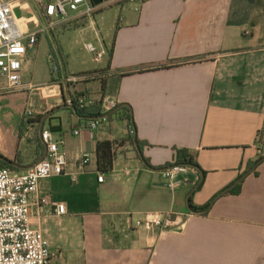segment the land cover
Listing matches in <instances>:
<instances>
[{
    "label": "crops",
    "instance_id": "1",
    "mask_svg": "<svg viewBox=\"0 0 264 264\" xmlns=\"http://www.w3.org/2000/svg\"><path fill=\"white\" fill-rule=\"evenodd\" d=\"M89 2L96 8L95 22L86 20L85 28L73 31L76 43L80 39L82 49L91 39L101 43L110 59L90 60L93 67L85 62L72 73L56 46L67 75L105 73L104 83L94 77L62 85L60 101L50 99L53 90L47 88L29 93V106L35 113V107L43 110L29 120L13 152L2 154L19 174L39 162L40 125L55 110L42 131L59 142L67 167L65 175L41 182L32 202L47 194L66 214L56 217L47 206L31 209V227L43 232L55 255L51 264H264V162L246 172L264 149L256 143L264 127V0ZM44 85L51 86V79ZM103 86L104 98L130 109L134 138L145 144L142 153L124 141L131 123L122 108L94 132L69 109L56 110L70 98L99 100ZM24 89L25 84L19 91ZM101 142L122 145L115 149L112 171L99 183ZM176 150L188 151L201 171L190 168L183 185L170 190L161 172L175 163ZM83 154L90 156L84 167ZM241 178L239 193L229 194ZM229 187L204 214L189 212L190 194L201 207ZM147 212L184 216V228L146 235L127 231L129 215Z\"/></svg>",
    "mask_w": 264,
    "mask_h": 264
},
{
    "label": "built area",
    "instance_id": "2",
    "mask_svg": "<svg viewBox=\"0 0 264 264\" xmlns=\"http://www.w3.org/2000/svg\"><path fill=\"white\" fill-rule=\"evenodd\" d=\"M20 0H0V92H15L23 87V64L27 61L29 53L37 44L38 35L53 30L56 25L69 22L70 20L86 19L93 23L92 15L95 7L89 0H52L54 4V16L56 21L50 20L49 6L41 0L35 3L48 24L41 32L23 31L20 21L14 11L19 7ZM116 2L118 0H110ZM127 3L142 5L148 0H125ZM73 17V19H71ZM25 26L26 22H22ZM84 51L91 56L94 64H101L107 56V50L100 43L98 46L93 43L83 45ZM51 72L54 82L51 86L42 85L33 87L26 86L28 91H42L43 89L53 90L49 98L60 101L61 86L70 85L76 82H84L89 78L86 75H62L58 78V68L52 55H48ZM105 73L94 75L101 81ZM55 88V89H54ZM78 108L83 109L94 104L95 100L90 97H77L74 99ZM64 104L72 105V98ZM26 111L25 115L31 118L35 115L34 110ZM117 107L112 99L104 98L101 103L102 117L87 123L85 130L94 132L105 122V117ZM79 135V132H75ZM40 142L44 147V156L34 166L24 173H15L8 169H0V264H51L55 258L49 250V243L43 232L31 227V209L33 205L39 208L47 206L56 217L66 214L63 204L52 202L49 195L32 202V198L38 197L41 193L40 183L53 177L65 175L67 161L65 153L59 150V142L55 141L50 131L40 133ZM258 157H264V149H259ZM90 162V156L83 154L80 159V166H86ZM189 168L183 165L172 164L161 172L170 190L179 188L184 183ZM73 177V176H72ZM73 181V179H72ZM103 181L100 174L98 182ZM126 229L137 235L152 234L154 232H182L185 225V217L160 212L143 213L136 218L129 215L125 219Z\"/></svg>",
    "mask_w": 264,
    "mask_h": 264
},
{
    "label": "rangeland",
    "instance_id": "3",
    "mask_svg": "<svg viewBox=\"0 0 264 264\" xmlns=\"http://www.w3.org/2000/svg\"><path fill=\"white\" fill-rule=\"evenodd\" d=\"M43 1L45 5L49 6L50 20L53 22L56 21V17L54 16L53 1ZM36 5L37 4L34 2V0H20L19 7L14 11L15 15L19 17L18 19L21 20L20 25L24 32L25 29L29 32H40L45 25L47 27L48 22L45 21L44 24V22L41 21L37 12L39 8L38 5ZM109 14L111 15L112 13L110 12ZM93 15L92 18L94 17ZM22 17L29 21V29L32 31L28 30L26 27L27 24L25 26L22 24V22H24V18ZM93 21L95 22L94 18ZM63 25H56L53 30H49L48 32L45 31V33H43L41 36L40 34L38 35L39 42L36 44L33 54L31 57H28L27 61L23 64L22 83L26 86L31 85L33 87H38L47 84L50 81L52 74L50 62L48 61V55L50 54V45L53 43L55 46L58 44L62 47V50L64 51L67 58L68 70L72 73L84 69L85 67L83 63H88L91 60V56L83 51L80 39H78L80 44L76 43L77 33L73 32L74 30L85 28L87 26L86 21L82 19L79 21V23L67 22L64 26ZM87 34L88 37L91 36L90 33ZM90 41L94 45L98 46V43L94 40L91 39ZM91 67H93V64L88 65V69ZM91 74L92 73H90V75H86L89 78L88 80L94 78V75ZM100 82L103 81L101 80ZM31 92L32 91H28L27 89H24L23 91L18 90L11 93L0 92L1 156H3L2 154H10L13 152L17 137L25 136L26 134V130L29 126L27 122L29 120H37L39 116L37 114L43 110L41 108L35 107L36 113L33 117L28 118L25 115L26 111L30 109L28 100L29 93ZM29 138L30 135L25 137V140Z\"/></svg>",
    "mask_w": 264,
    "mask_h": 264
},
{
    "label": "trees",
    "instance_id": "4",
    "mask_svg": "<svg viewBox=\"0 0 264 264\" xmlns=\"http://www.w3.org/2000/svg\"><path fill=\"white\" fill-rule=\"evenodd\" d=\"M86 21V19H84ZM107 50V49H106ZM52 55L54 58V62L57 65L58 68V78L62 75H66V70H65V62L64 59L62 57V54L60 52V50L54 45H50V54ZM111 57V52L109 50H107V58L110 59ZM166 67H160L157 69H165ZM52 77H51V83L54 82V75L51 72ZM80 75H84V74H79V75H75V76H80ZM105 80V79H104ZM104 80H102L104 83ZM104 86L102 87L101 90V98L97 101L94 102V104L90 107L87 108H83L80 109L76 106L75 104V98H72V105L75 107V112H73L72 110H68L72 115L85 120L86 122H90L94 119H98L100 117H102L103 115L101 114V103L102 100L104 99L105 94H104ZM118 106V105H117ZM123 110V114L122 116L129 120V122L131 123V130L129 131V136L124 140L128 145H130L132 148L135 149L136 152L142 153V148L145 144H143L142 142L138 141L137 138H134V133H135V127L132 121V116H131V111L129 108L124 107L122 108ZM28 124L30 123V121L27 122ZM51 131L53 132L54 129H51ZM135 142L137 144V148L135 146ZM257 146L258 147H262V145H264V127L262 129V131H260L257 135ZM122 142L120 143H110V142H101L98 143L96 146V158H97V169L101 174H108L112 171V165H113V161L115 158V149L117 146H121ZM264 162V157H257V160L253 163L248 164L247 170L246 172L252 170V169H256L259 165H261ZM177 165H183L188 167L189 169L192 168L193 170L196 169L198 171H201L198 167V165L196 164L193 156L186 150H176L175 151V163ZM171 166V165H170ZM168 166V167H170ZM167 167V168H168ZM0 169H8L11 171H16L14 167L8 165L6 162L0 160ZM202 175H204V173H201ZM200 189V186H199ZM240 191V184L236 185L233 189H231L228 193L232 194V195H236L238 194ZM220 195V194H219ZM218 195L216 197H214L209 203L205 204L204 206L201 207H196L193 205L192 200L190 199L189 201V208L196 213H201L200 215L204 214V212H207L212 203L214 202L215 199H217Z\"/></svg>",
    "mask_w": 264,
    "mask_h": 264
},
{
    "label": "water",
    "instance_id": "5",
    "mask_svg": "<svg viewBox=\"0 0 264 264\" xmlns=\"http://www.w3.org/2000/svg\"><path fill=\"white\" fill-rule=\"evenodd\" d=\"M122 107H123L122 105H121V106H117L114 110H112V111H111L109 114H107L105 117H109V116L113 115L115 112H117V111H118L120 108H122ZM61 108H64V109H70V110H72L73 112H75V110H76L75 107H74L73 105H68V104H64L63 106L56 108V110H59V109H61ZM54 111H55V110L49 112V113L45 116V118H46L48 115L52 114ZM45 118H44V120H45ZM44 120L42 121V123H41V125H40V133L42 132V127H43V122H44ZM135 146H136V148H137V144H136V142H135ZM0 160L6 162L8 165H10V166H12V167H14V168L17 167L16 164H14L12 161L7 160L6 158H4V157L1 156V155H0ZM241 180H242V178H241L240 180H238V181L236 182V184H238ZM236 184H235V185H236ZM233 186H234V185H233ZM229 190H230V187L227 188L224 192H222V194H220L218 197H220L221 195L225 194V193H226L227 191H229ZM190 196H191V194L188 196V199H187V204H188V210H189V212L192 213V214H194V215H200L201 213L193 212V211L189 208Z\"/></svg>",
    "mask_w": 264,
    "mask_h": 264
},
{
    "label": "bare ground",
    "instance_id": "6",
    "mask_svg": "<svg viewBox=\"0 0 264 264\" xmlns=\"http://www.w3.org/2000/svg\"><path fill=\"white\" fill-rule=\"evenodd\" d=\"M11 171V170H10Z\"/></svg>",
    "mask_w": 264,
    "mask_h": 264
}]
</instances>
